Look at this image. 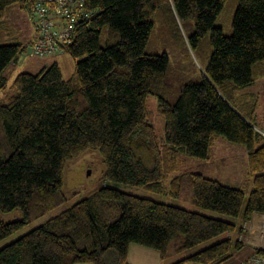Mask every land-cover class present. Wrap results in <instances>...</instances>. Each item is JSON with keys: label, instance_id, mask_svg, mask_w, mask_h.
Masks as SVG:
<instances>
[{"label": "trees", "instance_id": "obj_1", "mask_svg": "<svg viewBox=\"0 0 264 264\" xmlns=\"http://www.w3.org/2000/svg\"><path fill=\"white\" fill-rule=\"evenodd\" d=\"M83 2L88 17L61 46L74 63L72 76L63 79L56 63L36 75L20 73L0 98V212L21 213L15 221L0 219V242L66 203L65 167L88 151L99 152L108 180L156 194L169 180V196L199 209L244 223L264 215V136L251 123L257 105L235 99L264 61V0H237L229 36L214 26L227 0ZM12 5L34 24L28 0H0V20ZM162 8L193 19V44L210 32L212 49L200 78L183 84L172 103L167 56L145 52ZM33 42L0 46V92L7 89L4 72ZM149 95L164 120L162 144L148 120ZM219 138L246 151L245 205L241 190L200 174L171 178L179 155L207 160ZM237 229L243 232L230 220L102 188L2 247L0 264H127L131 244L167 260ZM242 246L227 238L174 264H222Z\"/></svg>", "mask_w": 264, "mask_h": 264}, {"label": "rangeland", "instance_id": "obj_2", "mask_svg": "<svg viewBox=\"0 0 264 264\" xmlns=\"http://www.w3.org/2000/svg\"><path fill=\"white\" fill-rule=\"evenodd\" d=\"M237 7V0H227L222 11L218 15L214 26L222 29L225 36L232 32L231 24ZM195 24L193 19H178L177 16L168 11L166 8L160 9L154 17L153 29L149 41L146 45L145 52L149 54L166 55L169 61L165 81L167 85L168 100L172 103L180 87L192 80L199 79L200 74L206 69L208 59L211 55L210 32L199 37L194 44L191 42ZM38 37V32L29 19L28 12L22 10L18 5L9 6L2 20H0V46L13 43L27 44L34 38ZM56 63L60 69L63 79H69L72 76L74 63L71 58L64 54H56L49 57H38L35 55L26 56L22 62L11 64L4 72L7 80V89L0 92V98H3L10 92V86L14 78L20 73L36 75L43 68H47ZM260 73L264 70V61L260 63L255 71ZM254 72V82L250 86L237 90L235 99L256 101V112L251 119L252 126L264 136V76H258ZM157 98L153 95L147 97L148 120L154 128L155 135L159 144L164 142V120L157 111ZM214 148H210V157L207 160L195 159L186 155H179L177 159V172L172 176L179 175L183 172L200 174L205 178L218 181L220 184L239 189L244 193L245 202L250 193L248 188L251 185V179L247 175L248 162L246 151L243 146L230 143L223 138H219ZM104 164L97 151H88L74 161L69 162L64 171V188L63 193L67 199L66 203L52 211L45 217L26 226L18 233L6 238L0 242V249L19 237L28 233L31 229L42 225L48 219L54 217L60 212L68 209L73 204L94 195L102 188H113L123 193L148 199L157 203L169 206L179 207L182 209L203 212L207 217L215 216L217 219L230 220L237 228H242L243 221L241 218L230 219L211 211L202 210L194 207L189 200L173 198L167 194L169 180L164 183L163 193H152L144 189L128 186L108 180L104 177ZM170 179V178H169ZM21 217L20 211L1 213L0 219L3 222H11ZM252 225L255 230L252 231L256 239L260 241L264 238V216L256 214ZM240 230V229H239ZM224 234L203 245L179 255H172L167 260H161L157 251L148 247L131 244L128 248L127 264H174L181 260L185 255L195 253L217 241L223 240L226 236L231 235L233 241L238 239L240 232ZM242 233V232H241ZM248 250L243 248L236 253L238 256H246ZM257 256V255H255ZM254 257H248V259ZM235 259H231V264ZM229 261V260H228ZM224 262L222 264H227ZM244 261V262H245ZM242 262L241 264H243Z\"/></svg>", "mask_w": 264, "mask_h": 264}, {"label": "built area", "instance_id": "obj_3", "mask_svg": "<svg viewBox=\"0 0 264 264\" xmlns=\"http://www.w3.org/2000/svg\"><path fill=\"white\" fill-rule=\"evenodd\" d=\"M38 37L31 48L38 57L62 53L61 46L69 44L74 25L83 17V0H28ZM243 264H264V256H254Z\"/></svg>", "mask_w": 264, "mask_h": 264}, {"label": "crops", "instance_id": "obj_4", "mask_svg": "<svg viewBox=\"0 0 264 264\" xmlns=\"http://www.w3.org/2000/svg\"><path fill=\"white\" fill-rule=\"evenodd\" d=\"M33 40H35V38ZM33 40L31 42H33ZM217 140H215L216 141L215 143L218 142ZM214 147H215V144L213 143L211 148H214ZM244 155L247 156V154H245V153H244ZM247 175H248V173H247ZM248 188L251 190V185ZM200 213L203 214V212H200ZM205 215H207V214H205ZM255 215L256 214H253L251 216L249 222H246V223L243 222V226H244L243 227V232L238 237V240L240 239L242 241V243H243L242 249L243 248L247 249L248 250V254L246 256H244V257L238 256V255L235 254L234 257L232 258V259H235L233 264H241L248 257H251L252 255L255 256L254 255V251L255 250H264V238H263L262 241H260L259 232H258V237L255 239L254 236H256L257 234L255 235V234L252 233V231L255 230L253 225H252V222H253V219H254ZM227 238L232 239V236L228 235L224 239H227ZM185 256H187V255H185ZM259 256H262V255H259ZM186 264H190V263H186ZM227 264H231V259L228 261Z\"/></svg>", "mask_w": 264, "mask_h": 264}, {"label": "water", "instance_id": "obj_5", "mask_svg": "<svg viewBox=\"0 0 264 264\" xmlns=\"http://www.w3.org/2000/svg\"><path fill=\"white\" fill-rule=\"evenodd\" d=\"M29 55H32V48L30 47V46H28L27 48H26V51H25V53H23L21 56H20V59H19V63L20 62H22L24 59H25V57L26 56H29Z\"/></svg>", "mask_w": 264, "mask_h": 264}]
</instances>
